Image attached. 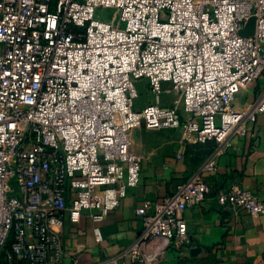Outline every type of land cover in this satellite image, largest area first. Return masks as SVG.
Returning a JSON list of instances; mask_svg holds the SVG:
<instances>
[{
	"label": "built area",
	"instance_id": "built-area-1",
	"mask_svg": "<svg viewBox=\"0 0 264 264\" xmlns=\"http://www.w3.org/2000/svg\"><path fill=\"white\" fill-rule=\"evenodd\" d=\"M251 18L253 34L242 37ZM261 78L264 0H0V253L15 264H61V230L83 216L100 242L101 224L139 183L134 129H182L216 146L152 214L150 202L137 211L129 248L95 264L144 261L156 240L190 244L184 211L213 192L228 212L264 216L253 192L213 191L203 178L233 135L256 131L264 87L243 111L233 103ZM142 82L154 102L135 109ZM165 85L182 112L162 104Z\"/></svg>",
	"mask_w": 264,
	"mask_h": 264
},
{
	"label": "crops",
	"instance_id": "crops-1",
	"mask_svg": "<svg viewBox=\"0 0 264 264\" xmlns=\"http://www.w3.org/2000/svg\"><path fill=\"white\" fill-rule=\"evenodd\" d=\"M263 87L261 78L241 88L234 109L243 111L242 103L245 107L254 102ZM182 116L188 118L184 113ZM251 127L229 139L213 158L214 170L204 173L203 178L213 191L238 184L264 202V116H257L254 134ZM129 138L132 151L140 159L139 183L127 190L101 224L100 242L86 216L77 224L65 223L61 240L67 257L61 264L72 260L95 264L129 248L142 226L137 211L150 202L146 214H152L154 204L173 193L216 146L213 140L198 142L182 129H134ZM213 193L200 205L184 211L190 244L176 248L156 240L143 249L144 261L125 258L119 264H264V216L228 212L218 207Z\"/></svg>",
	"mask_w": 264,
	"mask_h": 264
},
{
	"label": "rangeland",
	"instance_id": "rangeland-1",
	"mask_svg": "<svg viewBox=\"0 0 264 264\" xmlns=\"http://www.w3.org/2000/svg\"><path fill=\"white\" fill-rule=\"evenodd\" d=\"M102 14H103L102 17H105L104 15L110 16L112 14V11L107 10V14L105 12H102ZM105 18H107V17H105ZM142 83H139L137 85V92H138L139 96L136 99V108L135 109H139L140 107H142V104L145 105L147 103L154 102V97L149 92V90L144 87L145 83L144 82H142ZM163 93H164L163 96H161L162 104L163 105H173L175 108H177L178 110H180L182 112L181 100L177 95L172 94V92H170L169 86L165 85L163 87ZM242 105H243L242 107L244 109V103H242ZM233 106L235 107V100H234ZM0 264H15V263L8 260L5 253H0Z\"/></svg>",
	"mask_w": 264,
	"mask_h": 264
},
{
	"label": "water",
	"instance_id": "water-1",
	"mask_svg": "<svg viewBox=\"0 0 264 264\" xmlns=\"http://www.w3.org/2000/svg\"><path fill=\"white\" fill-rule=\"evenodd\" d=\"M255 26V20L253 18L249 19L245 28L240 31L242 37H249L253 34Z\"/></svg>",
	"mask_w": 264,
	"mask_h": 264
},
{
	"label": "trees",
	"instance_id": "trees-1",
	"mask_svg": "<svg viewBox=\"0 0 264 264\" xmlns=\"http://www.w3.org/2000/svg\"><path fill=\"white\" fill-rule=\"evenodd\" d=\"M10 243H11V242H9V243L7 244V246H6V248H5L6 250L9 249V247H10Z\"/></svg>",
	"mask_w": 264,
	"mask_h": 264
}]
</instances>
